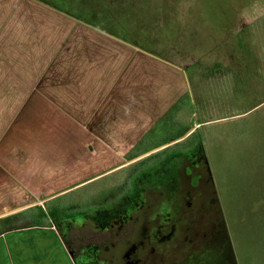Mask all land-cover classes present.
Wrapping results in <instances>:
<instances>
[{
    "label": "crops",
    "instance_id": "1",
    "mask_svg": "<svg viewBox=\"0 0 264 264\" xmlns=\"http://www.w3.org/2000/svg\"><path fill=\"white\" fill-rule=\"evenodd\" d=\"M32 1L108 39L85 51L86 39L64 41L69 25L48 20L66 32L50 52L0 45V97L10 100L0 110V264H77L65 232L52 220L35 222L32 208L155 155L192 160L196 127L206 121H192L186 65L168 57L170 37L155 44L148 32L116 28L114 12L104 16L112 25L102 24L91 5L82 15L69 0Z\"/></svg>",
    "mask_w": 264,
    "mask_h": 264
},
{
    "label": "rangeland",
    "instance_id": "2",
    "mask_svg": "<svg viewBox=\"0 0 264 264\" xmlns=\"http://www.w3.org/2000/svg\"><path fill=\"white\" fill-rule=\"evenodd\" d=\"M29 1L32 0H0V45L12 43L18 52L29 51L28 46L50 52L66 32L52 27L48 20L60 23L59 29L69 25L64 41L86 39L85 51L90 49L89 41L108 39L98 36L94 28L77 26L78 21L53 16L41 4ZM106 1L69 0L82 15L89 14L90 5L96 8L100 16L97 21L102 24L112 25L104 16L114 12L116 28L148 32L149 37H155L151 41L155 44H162L168 36L166 40L178 47L164 45L170 59L186 65L188 88L195 100L194 105H189L194 112L192 121H206L196 127L201 140L199 153L193 154V162L182 163L180 157L173 160V154L171 159H163L165 153L155 155L156 159H143L137 167L131 165L97 176L57 198L42 202L36 199L47 211L58 212L54 218L42 219L58 220L59 230L66 232L79 264H97L87 259L85 248L124 241L131 225L111 234L110 216L114 211L122 213L124 210L118 206L131 197L127 207L142 197L153 200L149 197L153 193L144 196L140 185L148 181L149 175L172 171L161 182L170 188L175 185L171 190L163 185L159 201L168 204L177 199L174 191H179L188 177L194 184L202 174V189L213 198L212 215L222 217L227 226L235 263L264 264V0H113L110 5ZM57 38L60 39L55 43ZM156 50L164 51L161 47ZM188 94L182 101L189 104ZM8 101L0 97V110ZM4 118L9 125L7 113ZM0 128L2 131V125ZM135 148L133 152L138 150ZM183 164L186 167L181 170ZM143 165L148 169L136 172ZM158 185L153 188L159 190ZM41 208L39 205L32 209L37 212ZM176 212L178 218L185 215ZM135 241L140 242L137 237ZM158 245L154 248L156 256L163 253L161 243Z\"/></svg>",
    "mask_w": 264,
    "mask_h": 264
},
{
    "label": "flooded vegetation",
    "instance_id": "3",
    "mask_svg": "<svg viewBox=\"0 0 264 264\" xmlns=\"http://www.w3.org/2000/svg\"><path fill=\"white\" fill-rule=\"evenodd\" d=\"M171 172L158 171L149 175L148 181L145 180L143 195L153 193L149 196L153 200L142 197L127 207L133 200L131 197L125 201L124 207L118 206L124 211L120 214L114 211L110 216V232L117 234L129 225L131 232L119 243L96 245L94 263L209 264L212 259L211 264H234L227 226L222 217L212 215L213 198L202 189L205 181L202 174L197 176L194 184L192 178L188 177L182 188L174 191L177 195L175 201L168 204L159 201L164 194L163 185H166L161 182L170 177ZM156 184H159V190L153 188ZM173 188L175 185L168 187L170 190ZM176 210L185 215L176 217ZM135 237L140 242H134ZM158 243L163 247L160 256L154 252ZM166 246L170 248L166 249Z\"/></svg>",
    "mask_w": 264,
    "mask_h": 264
},
{
    "label": "trees",
    "instance_id": "4",
    "mask_svg": "<svg viewBox=\"0 0 264 264\" xmlns=\"http://www.w3.org/2000/svg\"><path fill=\"white\" fill-rule=\"evenodd\" d=\"M199 145H201L200 142L197 144V146H199ZM184 160H188L189 162H193V160H190L189 157H186V158L184 157V158H181V163H182ZM184 167H186V164H183V165L180 167L181 170H183ZM50 209H52V207H50ZM56 213H58V212H55V210H54V211H53V210H48V211H47V210L45 209V211H44V209L41 208V210L35 212L33 216H35V214H36L35 222L43 223V222H44V219H42V218H44V217L54 218ZM53 223L55 224V226H57V227L59 228V222H58L57 219H56ZM59 229H60V228H59ZM64 236H66V234H64L63 237H64ZM64 238H65V242L68 243V239H67V237H64ZM85 250H86L85 255H86L87 259H88V258H91V259L94 260V258H95V250H96L95 245H89V246H87V247L85 248ZM87 251H88V252H87ZM231 252H232V251H231ZM72 256H73V258L75 259V261L77 262L76 255L74 254V252H73V255H72ZM232 258H233V257H232ZM233 261H234V264H236L234 258H233ZM89 262H90V261H89ZM77 263L79 264V262H77Z\"/></svg>",
    "mask_w": 264,
    "mask_h": 264
}]
</instances>
